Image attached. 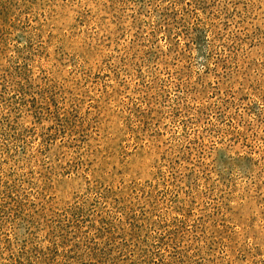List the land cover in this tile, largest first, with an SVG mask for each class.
<instances>
[{
	"label": "rangeland",
	"instance_id": "obj_1",
	"mask_svg": "<svg viewBox=\"0 0 264 264\" xmlns=\"http://www.w3.org/2000/svg\"><path fill=\"white\" fill-rule=\"evenodd\" d=\"M0 264H264V0H0Z\"/></svg>",
	"mask_w": 264,
	"mask_h": 264
}]
</instances>
